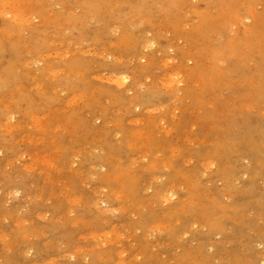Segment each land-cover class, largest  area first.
Here are the masks:
<instances>
[{
  "label": "rangeland",
  "instance_id": "obj_1",
  "mask_svg": "<svg viewBox=\"0 0 264 264\" xmlns=\"http://www.w3.org/2000/svg\"><path fill=\"white\" fill-rule=\"evenodd\" d=\"M0 264H264V0H0Z\"/></svg>",
  "mask_w": 264,
  "mask_h": 264
},
{
  "label": "bare ground",
  "instance_id": "obj_2",
  "mask_svg": "<svg viewBox=\"0 0 264 264\" xmlns=\"http://www.w3.org/2000/svg\"><path fill=\"white\" fill-rule=\"evenodd\" d=\"M57 149V148H56ZM105 210V209H104ZM103 236V235H102ZM104 240V239H103Z\"/></svg>",
  "mask_w": 264,
  "mask_h": 264
}]
</instances>
